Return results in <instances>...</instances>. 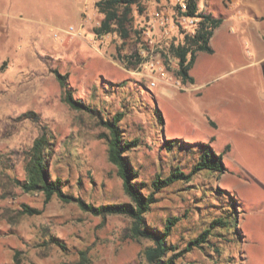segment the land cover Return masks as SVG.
I'll return each mask as SVG.
<instances>
[{"label":"rangeland","instance_id":"374dc122","mask_svg":"<svg viewBox=\"0 0 264 264\" xmlns=\"http://www.w3.org/2000/svg\"><path fill=\"white\" fill-rule=\"evenodd\" d=\"M67 1L0 0V264H73L82 253L88 264H147L142 252L151 241L130 236L127 216H96L57 197L45 203L41 192H26L18 183L26 178L34 139L47 131L55 141L51 171L66 191L95 205L130 200L99 137L105 130L98 117L63 101L55 68L69 74L75 97L101 116L124 113L125 137L139 141L128 157L145 193L157 175L177 167L188 173L203 143L223 154L225 172L204 170L175 182L156 194L146 215L160 229L168 217L180 218L169 237L180 249L211 229L203 246L177 264H264V20L249 28L225 23L213 52L197 53L190 70L194 82L182 84L171 55L147 53L140 44L136 30L149 17L130 16L129 38L111 36L98 48L61 32L75 19L49 18ZM57 24L64 27L54 29ZM171 32L174 42L183 38L177 27ZM132 55L147 58L131 64ZM167 139L175 140L172 146ZM232 204H238V230L210 228ZM24 205L40 213H26Z\"/></svg>","mask_w":264,"mask_h":264},{"label":"trees","instance_id":"16d2710c","mask_svg":"<svg viewBox=\"0 0 264 264\" xmlns=\"http://www.w3.org/2000/svg\"><path fill=\"white\" fill-rule=\"evenodd\" d=\"M140 0H100L97 2L100 11L104 14L102 25L95 28L97 34H105L117 31L123 40L130 36L132 5L139 3ZM199 0H188V13L197 14L202 17L199 28L193 35L185 34L183 38L177 39L168 49V54L176 60V75L182 84L193 83L194 77L190 70L193 67L198 52L212 53L213 48L210 40L214 34V30L222 23V18L214 17L210 13L198 10ZM136 34L139 31L136 30ZM121 47H119V50ZM167 58V54H164ZM119 57L125 61V55L119 52ZM127 62V61H125ZM139 62V61H135ZM132 62L131 64L135 63ZM53 72L59 82L62 90V99L71 108L77 111H86L98 117V124L105 131L99 134L100 138L106 140L108 145V159L116 166L117 174L122 180V186L125 194L129 197V201L109 202L99 205L87 202L81 196L69 193L64 188V182L58 175L53 176L51 171L52 160L54 155L55 141L54 137L47 131H42L33 141L32 146L27 152V161L25 164L26 178L18 180L21 188L26 192H41L44 195V202L48 203L53 197H57L65 203L74 202L85 212H89L96 216L106 217L108 215H124L130 218L131 225L129 234L134 239H148L151 244L143 250V255L147 264H177V259L184 256L185 253L191 251L194 247H202L207 241V236L211 233V229H205L198 236L187 241L184 248L180 249L173 244L169 237L173 228L180 220L177 216L168 217L163 228H157L151 225L147 220V213L152 205L157 202L156 194L163 189L171 186L177 181H189L192 175L199 171H208L214 173H223L227 167L223 160V154L217 153L210 143H203L201 146L198 159L193 163L191 170L186 173L180 168H175L167 176L157 175L150 183V191L144 192L145 183L139 181L138 170L128 157V152L138 146V139H128L125 137L121 121L124 117L123 112H116L112 116L103 117L90 104L83 99L74 95L73 87L69 82V74L62 73L59 69H53ZM160 122H164L162 113L158 110ZM210 124L214 122L209 119ZM214 140V137H212ZM174 139H167L168 147L173 145ZM230 145L225 147V151ZM233 196V195H232ZM230 196L233 202H236L235 196ZM235 205L233 209L229 208L227 215L212 219L210 228L217 229L218 226L234 231L237 228L238 219L235 215ZM24 211L29 214H39L40 210L33 209L24 205ZM230 227V229L228 228ZM51 241L60 248L65 246L58 237H51ZM89 261L82 253L79 260L73 264H88Z\"/></svg>","mask_w":264,"mask_h":264},{"label":"built area","instance_id":"2783aa9c","mask_svg":"<svg viewBox=\"0 0 264 264\" xmlns=\"http://www.w3.org/2000/svg\"><path fill=\"white\" fill-rule=\"evenodd\" d=\"M100 0H85L81 10V20L75 25H70L66 28L60 29L67 37L71 39L82 38L86 36L84 33L90 28L89 34L92 35L90 44L97 45L98 48L107 43L108 39L112 37H121L117 31L108 32L105 34H97L96 27L102 25L103 13L97 4ZM153 1L156 7L152 10L149 3ZM133 18L149 17L144 25L139 27V36L141 35L140 44L146 48L147 53L153 49H161L159 53L161 56L168 54V49L174 43V35L171 32L172 27H177L181 36L185 34L193 35L199 28L202 17L197 14L188 13V0H140L139 3L132 5ZM172 23V24H170ZM61 32H55V37H60ZM140 56V55H139ZM147 56L142 55L139 59L131 56V60L138 61L139 64L144 63ZM153 72V71H152ZM179 82H181L179 80Z\"/></svg>","mask_w":264,"mask_h":264},{"label":"crops","instance_id":"0c3cea01","mask_svg":"<svg viewBox=\"0 0 264 264\" xmlns=\"http://www.w3.org/2000/svg\"><path fill=\"white\" fill-rule=\"evenodd\" d=\"M84 1L85 0H68L67 4L57 11H51L49 18L53 19L67 16L71 19H75L76 22L79 23L81 20V10ZM262 10H264V0H204L203 12L210 13L214 17L222 18V23L214 30V34L210 40L212 48V41L217 35L219 29L225 23H237L240 27L249 28L250 24L253 22L259 24L258 22L264 20V12ZM60 27L64 26L57 24L54 29H60ZM90 35L91 34L88 33L87 36H83L80 39L88 45L91 40ZM262 41L264 42V40Z\"/></svg>","mask_w":264,"mask_h":264}]
</instances>
